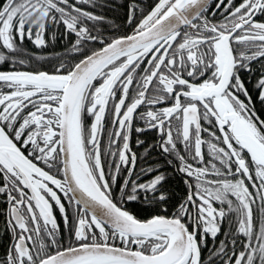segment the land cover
Masks as SVG:
<instances>
[{
  "label": "snow or ice",
  "instance_id": "1",
  "mask_svg": "<svg viewBox=\"0 0 264 264\" xmlns=\"http://www.w3.org/2000/svg\"><path fill=\"white\" fill-rule=\"evenodd\" d=\"M108 7L0 0V264H264V0Z\"/></svg>",
  "mask_w": 264,
  "mask_h": 264
},
{
  "label": "trees",
  "instance_id": "2",
  "mask_svg": "<svg viewBox=\"0 0 264 264\" xmlns=\"http://www.w3.org/2000/svg\"><path fill=\"white\" fill-rule=\"evenodd\" d=\"M144 2L147 3L149 2V0H144ZM109 3L111 7L103 9V14L109 17L110 19H116L118 23L122 22L126 9L123 7H116V5H123L126 3V0H109ZM66 43L67 41L58 40L54 45L55 50L62 51L64 44ZM27 46L30 49L33 47L30 42L27 43ZM48 51H51V49H49ZM0 244L6 246V241H0ZM0 251H2V248H0Z\"/></svg>",
  "mask_w": 264,
  "mask_h": 264
},
{
  "label": "flooded vegetation",
  "instance_id": "3",
  "mask_svg": "<svg viewBox=\"0 0 264 264\" xmlns=\"http://www.w3.org/2000/svg\"><path fill=\"white\" fill-rule=\"evenodd\" d=\"M57 217H58V219H59V214L57 213Z\"/></svg>",
  "mask_w": 264,
  "mask_h": 264
}]
</instances>
